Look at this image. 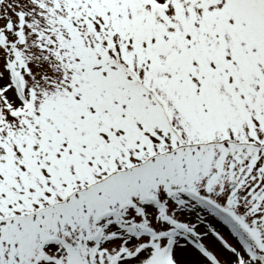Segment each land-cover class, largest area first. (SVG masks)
I'll return each instance as SVG.
<instances>
[{"label":"snow or ice","instance_id":"1","mask_svg":"<svg viewBox=\"0 0 264 264\" xmlns=\"http://www.w3.org/2000/svg\"><path fill=\"white\" fill-rule=\"evenodd\" d=\"M0 264H264V0H0Z\"/></svg>","mask_w":264,"mask_h":264}]
</instances>
